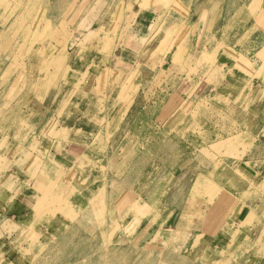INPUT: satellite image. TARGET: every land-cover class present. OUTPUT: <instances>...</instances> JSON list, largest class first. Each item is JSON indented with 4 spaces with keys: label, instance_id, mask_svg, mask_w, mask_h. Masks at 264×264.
Returning a JSON list of instances; mask_svg holds the SVG:
<instances>
[{
    "label": "rangeland",
    "instance_id": "obj_1",
    "mask_svg": "<svg viewBox=\"0 0 264 264\" xmlns=\"http://www.w3.org/2000/svg\"><path fill=\"white\" fill-rule=\"evenodd\" d=\"M0 33V264H66L77 254L70 244L57 241L50 256L36 250L70 222L55 196L77 199L103 177L115 208L86 239L126 218L132 234L104 247L144 251L154 264H264V0H0ZM198 46L205 52H195ZM142 107L145 116L136 120ZM170 137L188 148L169 151ZM94 142L101 146L90 154ZM139 142L147 162L136 154ZM18 148L31 153L32 177L13 162ZM127 151V165L102 167L107 155L117 152L120 162ZM216 159L230 169L235 163L241 181L236 189L220 180L229 206L192 189L194 170ZM154 163L150 193L131 202L142 164ZM101 194L78 203L93 205ZM39 197L49 203L37 206ZM216 202L223 203L212 210ZM205 240L213 244L208 255ZM185 250L189 256L177 255ZM34 254L45 258L31 263ZM203 254L206 261L195 259ZM98 259L122 264L116 256Z\"/></svg>",
    "mask_w": 264,
    "mask_h": 264
},
{
    "label": "bare ground",
    "instance_id": "obj_2",
    "mask_svg": "<svg viewBox=\"0 0 264 264\" xmlns=\"http://www.w3.org/2000/svg\"><path fill=\"white\" fill-rule=\"evenodd\" d=\"M108 11H110V10H108ZM98 12L99 11L95 12L93 15L98 16V14H97ZM108 14L109 13L103 14L100 17L101 18H105V17L108 16ZM175 28H176V26L173 29H175ZM178 29L180 30L181 28L179 27V28L175 29L174 36L177 33L176 30L178 31ZM182 31H183V28L180 30L179 36L181 35ZM3 35H6V34L5 33H0V38ZM174 36H173V39H174ZM173 39L170 40V43H172V42H174L176 40V39H174V40ZM161 41L163 42V43H161V44H163V46H164V44H167L169 42V40H166L165 36L162 37ZM158 49H160V48H158ZM158 49L155 52L154 51L151 52L150 57H154L158 53V51H159ZM164 51L165 50H163V52ZM199 51L200 52H205V49L204 48L202 49L201 47L199 48V46H198V48L196 49L195 52L198 53ZM166 52H168V51H166ZM40 61H42V60H40ZM36 62H37V60H36ZM40 64H41V62H40ZM38 69H39V66H38ZM9 71H10L9 66H5L4 69H3L2 74L4 73L6 75V73H7V75H9ZM31 81H32V79H31ZM10 86H11V84H10ZM143 110H144V108L142 107L141 112L136 117V120H139L140 117H142V116L144 117L145 116V112H143ZM180 138H181L182 142H183V140H186L185 138H182V136ZM158 142L163 143L164 141H160L159 138H158ZM3 143H4L3 142V138L1 137L0 138V146H2ZM96 143H97V145L99 144L98 142H94L90 147L87 148V150H88V152L90 154L93 151L97 150ZM140 143L141 142H139L137 144V148L139 149V152L136 153V154H138V156H139V158L141 160L147 162V159L145 158V155H144V151L145 150H143L144 148L141 147ZM165 143H169L170 144V147L168 148V150L171 149V148H175L176 147L175 145L182 146V147L184 145L183 143L180 144L179 141H177L176 138H173V137H170ZM99 146H101V145L99 144ZM183 148L187 149L186 145H184ZM15 150L16 151L14 152V155H13L14 156V161L13 162H14V164H16L18 166L19 171H20V168H21V170L23 172L26 170L25 172L29 173L30 174L29 176L33 175L32 170H31L32 166L30 168L26 164L27 157H29V155L31 153L28 152L27 150H24V148H18V149H15ZM99 151H101V150L99 149ZM102 156H103V153H102ZM132 156H133V153L132 152L130 153L129 151H127L125 154H123L122 160L119 162L118 158L120 157V155L117 154V152H113L112 154H109V155L106 156L102 167H107V166L109 167L110 165L121 167V166H123L125 164L127 165L131 161V157ZM177 159H178L177 157L173 156V160L175 162L177 161ZM199 159H200V157H199ZM9 161H10V159H9ZM200 162H201V160H200ZM222 162H224V161L221 160V159H216V160H214V162L212 164L208 163V164L211 165L210 167H208L206 165L203 168L201 167L200 168V172L196 171V169H195L194 170V179L195 180L193 179L194 183H193L192 189H194V188L205 189L206 191H208L207 195H206V198L210 199L211 201L217 200V202L221 198H223L225 200V203L228 204V206H229V205H231L230 204L231 203V201H230L231 199L230 198H232V197H226V198H225V196L223 197V189L220 188V180L223 181L226 178H228L229 181L226 184H231L236 189H238V187L241 185V181L239 179V174L236 173L235 170L232 168L233 166H235L234 165L235 163L230 165L231 166V169H230V167L228 165H225L224 163L222 164ZM47 166H48V164H47ZM142 166H143L142 167L143 172L139 176V181H138L139 184H137V186H135L136 188L134 187L135 189L132 190L131 192H129V195H128L131 198V202L134 201L133 195H142V194L146 195V194H149L150 191H151L150 185H148V184H149V182L151 180V174H152L151 172L155 171L157 164L154 163L153 165L150 164V165H147V166L145 164H142ZM36 167H37V164H36ZM44 169L45 168L42 169V172H44ZM148 170H150V171H148ZM190 172H191V170H190ZM233 173L236 176H234ZM13 174H11L10 177L13 178L16 175L15 173H13ZM92 176H93V174H92ZM118 176H123V172H120L119 169H117V177ZM104 178L105 177H103L101 180H97L95 178L96 182L98 181L97 185H93L92 187H89L88 190L78 191V193L76 192L78 194L76 196L77 199L73 198V196L72 197L68 196L66 198V201L65 200L61 201V202H63V203H61V202H58V200L56 199V196H55V200L54 201L57 204V206H55V208L58 207L59 209H61L63 211L62 213L66 212L67 215H68V219L67 220L70 221V222H68L67 228L65 229V231H62L63 233L60 235V237L58 239L54 240L55 242L52 241L53 238L49 239V240L46 239L44 241V243H39V244L36 245V250H39V251H42V252L47 250L48 256L54 255L56 253V247H57L56 242L59 241L60 243L63 244V246L68 247L69 244H70L71 246L75 247L76 250H77V254L73 255V256H70V258L68 259L66 264H101V261L98 259V254L99 253H101V255L104 258H110V257L116 256L117 259L120 260L119 262H121L122 264H135V263L136 264H154V262L151 259H149V258H147L145 256V252L144 251H141V250H138V249H135L134 251L133 250L127 251V249H125V247H124V249H122L123 247L121 248L120 246H111V247H104L103 246L104 242H106L109 238H113V239L116 238V240L119 241V240L123 239L122 238V234H123V236L125 234H129V233L132 234V227H129L132 224V221H128L129 219L127 220L125 218V220L116 223L115 226H113V227H111L109 225L105 226V229H103L104 232H103L102 237L100 236L97 240H94L93 238H91V239H86L85 238L87 233L92 231L93 228L97 225L96 222L99 220V218H101L104 215V213H106L107 208H115V204H114L113 200L110 199L109 197L106 198V196L104 195L103 187H102V186L105 185V184H103L105 182ZM124 178H126V177H124ZM123 181L124 180H123V177H122L121 182H123ZM204 181H206V184H204L205 183ZM210 182H212V183L209 184ZM124 184H127V183L125 182ZM61 186L62 185H59L58 188L59 189H63V187H61ZM74 188L79 189V187H77V186L74 187ZM225 188L226 187L224 186V189ZM99 190H102V194H101V196H94V199H93V203L94 204L93 205H90L89 203H87L85 201H82V203H78L79 199H81V200L84 199V196H87L88 198H90V197L93 198V195L95 194V192H97ZM188 190H189V188H188ZM188 190H186L185 192H187ZM219 194H221L220 197L218 196ZM180 195H183V193L181 191L178 192L175 195V198L176 197H180ZM241 195L244 196L243 194H241ZM46 199H48V198L46 197ZM46 199L45 198L43 199V198L39 197V199H37V202H36L37 206L41 205ZM125 199H126V201L128 200V198H125ZM73 200H74L75 203H77V205L75 207L69 205L70 203H72ZM47 202L49 203V201H47ZM217 202H216L217 207L213 208L212 210H217L218 208L220 209L221 203H223V202H221L219 204ZM249 209H248V211H251L253 213V212L256 211L257 208H256V205L254 203L253 204L251 203ZM43 210H45V209H43ZM53 211H55V209H53ZM180 212L181 213L185 212V207H183L182 211H180ZM251 212H249V213H251ZM72 222H74V223L72 225H70V223H72ZM210 222H212V221H210ZM67 229L70 230L68 233H66ZM114 233L118 234L119 237L117 235L115 236ZM50 234L51 233H49V235ZM158 235H160V234H158ZM237 241H238L239 244L242 243V239H238ZM189 242H190V240H189ZM184 243L186 244V242H184ZM190 243L193 244V246H194V242H192V240H191ZM49 248H51V250ZM103 248H105V249L102 251ZM187 253H188V256H189V254L191 252L185 250V251H182L180 254H177V255L181 256V255H186ZM43 257L45 258V256H43V255L39 256V254H34L33 259H31V263L38 262L39 259H41ZM43 259H41V260H43Z\"/></svg>",
    "mask_w": 264,
    "mask_h": 264
},
{
    "label": "crops",
    "instance_id": "obj_3",
    "mask_svg": "<svg viewBox=\"0 0 264 264\" xmlns=\"http://www.w3.org/2000/svg\"><path fill=\"white\" fill-rule=\"evenodd\" d=\"M163 20H164V19H163ZM163 20H162V22H163ZM134 21H138V20H134ZM144 21H145V20H144V18H143L142 22L144 23ZM199 21H200V20H199ZM255 21L257 22V19H256ZM140 22H141V21H140ZM142 22H141V24H142V30H143V31L141 30V32H140V34H139V36H140L141 38H143V33H144V24H143ZM146 22H147V21H146ZM153 22H154V20H153ZM142 32H143V33H142ZM131 33H132V34H130V36H133L134 41H135L136 39H135L134 36L136 35V33H134V32H131ZM133 33H134V34H133ZM128 36H129V34H128ZM134 41H133V42H134ZM133 42H132V44H133ZM140 47H141V46H140ZM131 48H132V45H131ZM141 48L143 49V47H141ZM142 49H139V51L142 50ZM133 51H134V50H133V48H132V51H131V52L129 51V52H130L132 55L136 56V57H138V55H140V53H141V51H140V52H137V53H133ZM135 52H136V51H135ZM223 54H224V53H223ZM195 86H197V85H195ZM195 86H194V87H195ZM181 97H182V96H181ZM182 99H184V98H182ZM183 101L185 102V99H184ZM188 101H189V100H188ZM181 102H182V101H181ZM184 115H186V113H185ZM188 139H189V138H188ZM188 139L185 140L186 143H188ZM187 148H188V147H187ZM251 177H255V176H251ZM191 180H192V179H191ZM236 208H237V207L234 206V207H233V210H234L235 212H234V211H232V212H234V213L237 214L236 217H238V216L240 217V215H239V210H238V208H237V209H236ZM222 211L224 212V209H222ZM218 214H219V210H218V212H217V215H218ZM219 215H221V214H219ZM231 216H232V215H231ZM230 222H231V220H230ZM227 225H228V224H227ZM232 226H233V222H232ZM223 227H224V226H222V229H223ZM224 228H225V227H224ZM219 230H220V229H219ZM224 233H225V231H224ZM227 235H228V234H227ZM215 243H216V244H214V247H213V248H215V247L217 248L218 245H219V247L221 246L219 243H217V242H215ZM200 244H201V246L205 247V255H208V254H206V251H207L208 248H212V247H211V244H212V243L209 242V241H207V240H205V241L201 242ZM221 244H222V246L224 245L223 242H222ZM212 245H213V244H212ZM223 247H224V246H223ZM216 248H215V249H216ZM217 250H220V249H217ZM205 255L203 254V256H200L199 258L196 257L195 259L199 260L200 262H204V261L207 260V259L204 258ZM217 258H218V257H217ZM217 258H216V259H217Z\"/></svg>",
    "mask_w": 264,
    "mask_h": 264
}]
</instances>
